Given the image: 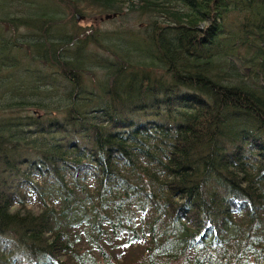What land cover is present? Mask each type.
I'll use <instances>...</instances> for the list:
<instances>
[{"label":"trees","instance_id":"1","mask_svg":"<svg viewBox=\"0 0 264 264\" xmlns=\"http://www.w3.org/2000/svg\"><path fill=\"white\" fill-rule=\"evenodd\" d=\"M0 264H264V0H0Z\"/></svg>","mask_w":264,"mask_h":264},{"label":"rangeland","instance_id":"2","mask_svg":"<svg viewBox=\"0 0 264 264\" xmlns=\"http://www.w3.org/2000/svg\"><path fill=\"white\" fill-rule=\"evenodd\" d=\"M99 16H101L100 13L96 17L99 19ZM112 18L116 19V20H113ZM76 19H77V22H80L81 24L89 23L88 19H86V17H82L79 12L77 13V18ZM117 19H119L118 16H113V17L111 16L110 18H100L99 21H100V25L101 26L110 27L112 24H114L115 22L119 21ZM246 68H248V66H246Z\"/></svg>","mask_w":264,"mask_h":264},{"label":"water","instance_id":"3","mask_svg":"<svg viewBox=\"0 0 264 264\" xmlns=\"http://www.w3.org/2000/svg\"><path fill=\"white\" fill-rule=\"evenodd\" d=\"M111 14H106V17H110ZM79 16V15H78Z\"/></svg>","mask_w":264,"mask_h":264}]
</instances>
